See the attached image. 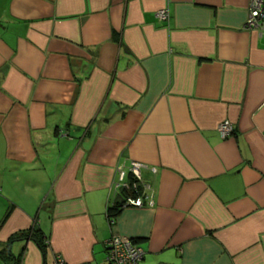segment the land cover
<instances>
[{
  "label": "crops",
  "instance_id": "0c3cea01",
  "mask_svg": "<svg viewBox=\"0 0 264 264\" xmlns=\"http://www.w3.org/2000/svg\"><path fill=\"white\" fill-rule=\"evenodd\" d=\"M248 15L249 0H0V250L36 224L46 252L17 240L21 264H103L111 235L139 264H264V33ZM131 161L157 169L141 172L154 204L110 224Z\"/></svg>",
  "mask_w": 264,
  "mask_h": 264
},
{
  "label": "built area",
  "instance_id": "2783aa9c",
  "mask_svg": "<svg viewBox=\"0 0 264 264\" xmlns=\"http://www.w3.org/2000/svg\"><path fill=\"white\" fill-rule=\"evenodd\" d=\"M157 17L166 21L169 17L167 8L157 11ZM245 28L257 29L264 33V0H249V15L244 24ZM218 130L224 138L232 134L233 126L228 120L222 121ZM155 173V167H149L138 161H131L126 167L124 164L116 167V188L125 191L123 206L141 208L154 204V192L151 185L142 178V170ZM142 246L129 237L111 235L105 243V261L103 264H139L143 259ZM58 264H66L60 257ZM89 264V263H81Z\"/></svg>",
  "mask_w": 264,
  "mask_h": 264
},
{
  "label": "trees",
  "instance_id": "16d2710c",
  "mask_svg": "<svg viewBox=\"0 0 264 264\" xmlns=\"http://www.w3.org/2000/svg\"><path fill=\"white\" fill-rule=\"evenodd\" d=\"M124 195H125V191L120 190L119 191L120 200L114 202L113 204H108L106 207L105 215L110 224L114 222L115 218L117 217L118 213L123 207ZM8 214H9V210L6 212L4 219L7 217ZM28 237L38 245L42 254H45L46 248L48 246V239L43 233V231L35 224L32 227H30L28 230L12 234L9 237L4 248L0 250V257L3 258L6 262L21 264L23 253L15 255L11 251V245L17 240L25 239Z\"/></svg>",
  "mask_w": 264,
  "mask_h": 264
}]
</instances>
